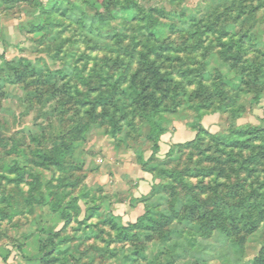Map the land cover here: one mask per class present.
<instances>
[{
	"label": "rangeland",
	"instance_id": "1",
	"mask_svg": "<svg viewBox=\"0 0 264 264\" xmlns=\"http://www.w3.org/2000/svg\"><path fill=\"white\" fill-rule=\"evenodd\" d=\"M123 2L0 0V264L264 259V218L251 234L190 202L220 184L264 209V0Z\"/></svg>",
	"mask_w": 264,
	"mask_h": 264
},
{
	"label": "trees",
	"instance_id": "2",
	"mask_svg": "<svg viewBox=\"0 0 264 264\" xmlns=\"http://www.w3.org/2000/svg\"><path fill=\"white\" fill-rule=\"evenodd\" d=\"M101 3L106 5V6H111L113 4L115 5H119L124 7L125 9H133L131 8L132 6H128L125 5V3H122V0H101ZM128 6V7H127ZM138 11L141 13H143V15H141V19H145L146 18V11L144 9L141 8V10ZM125 26V29L120 30L118 28H113L114 32H115V37H121V36H128V27L129 26ZM155 26V24H154ZM153 26V28H154ZM154 33L153 29L151 31V34ZM114 37V38H115ZM232 111L236 112V116L234 118H240L241 117V113H237L238 110L236 108H233ZM164 120H165V116L163 113H160V111H155L154 109L152 111H150V122H149V128H150V132L149 134L151 136H154V140H155V144L153 145V149L154 151H160L161 150V141L163 140V135L165 133V129H164ZM214 138H218V135H214ZM222 139L219 140L220 144L225 148H231V149H240L241 152L248 150L251 147V141L252 139H256V137L251 136L250 134H245V135H235L233 138L230 135H224L223 137H221ZM225 139V140H223ZM223 140V141H222ZM170 155H173L175 153V150L173 147H171L169 149V151L167 152ZM251 160V158H250ZM228 162L230 163H234L237 162L238 160L235 157H228L227 159ZM247 161V159H246ZM223 164V163H220ZM213 170L209 171L207 174V176H210L213 174ZM220 172V171H219ZM20 175H27V176H34V174L30 171H27L26 169H22L20 170ZM20 176V177H21ZM41 185V183H40ZM237 186H239L238 184H236ZM213 190V194L211 197H209V199L207 198H202L200 196L201 193H197L198 191L194 190V196L196 197L195 199H193V201L190 202H194L193 205L191 206V211L192 209H194L196 206L197 208L195 210H200L203 215L207 216V218H211L212 220H214L216 222V225L219 226V224H223L224 222H226V220H237L239 222H241L243 225L245 224L247 226V231L250 232L251 234L256 231V229L259 227V222H261V220L264 218V209L261 208V206L257 205L254 201L253 203H249V199L246 196H242L240 197V199H235L236 197H233L230 193L227 194H222L221 193V189L220 188V184H217V186H211ZM219 187V188H218ZM231 187H233V185H231ZM206 189H209V187H206ZM201 197V198H200ZM236 200V201H235ZM248 201V202H247ZM201 203L200 206H198V204ZM203 203V205H202ZM207 203V204H206ZM206 204V206L204 205ZM248 204V205H246ZM244 205L246 206H251L250 208H252L254 206V208L260 210V214L261 217L258 220L254 219V222H250L248 221V219L252 216L250 214L249 208L245 209ZM260 208V209H259ZM194 210V211H195ZM57 212H59L61 214V216L63 218H65L66 216L71 217V212L67 211L68 213L64 214L62 211H59V209H56ZM191 214V213H189ZM230 220V221H231ZM249 233V234H250ZM126 239V238H125ZM50 253H52V251H50ZM116 256V253L115 255ZM264 263V259H256L253 264H263Z\"/></svg>",
	"mask_w": 264,
	"mask_h": 264
}]
</instances>
